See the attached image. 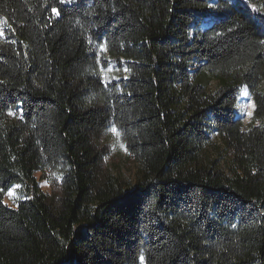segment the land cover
Instances as JSON below:
<instances>
[{"label":"trees","instance_id":"16d2710c","mask_svg":"<svg viewBox=\"0 0 264 264\" xmlns=\"http://www.w3.org/2000/svg\"><path fill=\"white\" fill-rule=\"evenodd\" d=\"M0 189V264H264V0H0Z\"/></svg>","mask_w":264,"mask_h":264},{"label":"rangeland","instance_id":"374dc122","mask_svg":"<svg viewBox=\"0 0 264 264\" xmlns=\"http://www.w3.org/2000/svg\"><path fill=\"white\" fill-rule=\"evenodd\" d=\"M204 26L206 25L204 24ZM252 105H254V107ZM254 108V101L248 90L244 88L241 91V96L235 108L237 117L241 118L245 125H248L252 121ZM249 112L252 113L250 116L247 115ZM217 141L219 144L221 143L219 140ZM107 144L109 146V153L106 159L111 172L115 176H122L131 184L135 185L139 173V164L131 158L127 151L123 150L121 145H124V143L122 142L120 136H117L111 132L109 138L107 139ZM35 177L38 181L40 190L49 194L51 192V186L48 180L42 178L41 172H36ZM26 197L27 193L25 192L23 186H21L20 188L16 189L15 198H9L5 194L4 203L9 207H15L18 200Z\"/></svg>","mask_w":264,"mask_h":264},{"label":"snow or ice","instance_id":"6c2138e0","mask_svg":"<svg viewBox=\"0 0 264 264\" xmlns=\"http://www.w3.org/2000/svg\"><path fill=\"white\" fill-rule=\"evenodd\" d=\"M65 2L71 3L72 0H59V3H61V4H64ZM51 11L56 16H59L60 15V12H59V10L56 7H52ZM106 51H107L106 42L105 43H101L99 45V49H98L97 56H96V61H97L98 64H100V71L103 74L105 84L109 83L111 80H119V79H121L118 76H112V77H108L107 76L108 73H112L114 71H117L118 69L115 66L112 65L110 59H108V58H106V57H104L102 55ZM105 62L108 65L107 68H105V66H104ZM121 63H123V62H121ZM123 70L125 72L128 71V69L126 67ZM20 103L22 105V102H20ZM252 106L254 107V105H252ZM8 114L9 115H15V113H13L11 111H9ZM251 114H252L251 112L247 113V115H249V116ZM110 130H111V132L113 134H116L117 136H119V130H118V128L116 126L113 125ZM121 147L123 148V150L127 151V146L126 145H123L122 144ZM45 183H47V182H45ZM20 187H21V185H14L11 188H9L5 194L9 198H15L16 197V189H18ZM2 190L3 189H0V191H2ZM140 260H141V264H143V256L140 257Z\"/></svg>","mask_w":264,"mask_h":264}]
</instances>
